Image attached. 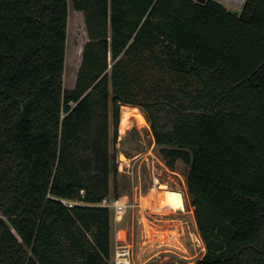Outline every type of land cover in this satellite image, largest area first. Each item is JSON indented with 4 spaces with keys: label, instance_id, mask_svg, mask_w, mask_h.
I'll return each instance as SVG.
<instances>
[{
    "label": "trees",
    "instance_id": "16d2710c",
    "mask_svg": "<svg viewBox=\"0 0 264 264\" xmlns=\"http://www.w3.org/2000/svg\"><path fill=\"white\" fill-rule=\"evenodd\" d=\"M72 1L89 39L65 88L69 0H0V264H111L121 104L189 165L194 264H264V0Z\"/></svg>",
    "mask_w": 264,
    "mask_h": 264
},
{
    "label": "rangeland",
    "instance_id": "374dc122",
    "mask_svg": "<svg viewBox=\"0 0 264 264\" xmlns=\"http://www.w3.org/2000/svg\"><path fill=\"white\" fill-rule=\"evenodd\" d=\"M220 2L229 8L226 3ZM88 39L84 13L74 8L73 1L69 0L67 48L63 74L65 88H71L75 84L83 47ZM112 118L111 110L110 147L114 160L117 162L118 171L115 177L114 173L112 175V192L108 199L125 192L133 193L131 175L124 169H127L126 164L133 156L139 155L134 169L136 180L134 188L136 200H141V204L130 206L122 220L117 221L111 216L110 263L114 264L116 246L120 243L128 244L131 248L132 264L196 262L204 255L206 245L196 223L194 205L191 203L187 189L189 165L182 159H179L173 168L167 165L160 146L152 134L150 121L141 106L121 104L119 134L116 140L113 138ZM153 159L159 183L156 187L150 188ZM161 187L180 190L184 196V206L177 207L165 203L161 207L159 200L154 199L152 191ZM116 225H118L116 231L119 233L115 241ZM121 228L122 230L119 231Z\"/></svg>",
    "mask_w": 264,
    "mask_h": 264
},
{
    "label": "built area",
    "instance_id": "2783aa9c",
    "mask_svg": "<svg viewBox=\"0 0 264 264\" xmlns=\"http://www.w3.org/2000/svg\"><path fill=\"white\" fill-rule=\"evenodd\" d=\"M226 3L229 8L236 10L237 8H242L245 0H220ZM155 156V155H154ZM139 155L133 156L131 161L127 162V169L126 170L131 175L132 180V186H133V193H124L117 195L113 197L112 199H108V197L104 198L103 204L107 205L111 210V216L119 221L122 220L124 215L126 214L128 208L130 206H133L135 204H141V200H136V192L134 185L136 184L135 180V165L137 161L139 160ZM155 160H152V184L150 187H156L158 185V178L155 174ZM123 169V168H121ZM141 188V187H140ZM142 191V189H141ZM140 191V194L142 195ZM69 205H74L77 201H67L65 200ZM114 264H132L131 260V248L128 246V244H118L116 246V252H115V259Z\"/></svg>",
    "mask_w": 264,
    "mask_h": 264
},
{
    "label": "bare ground",
    "instance_id": "6f19581e",
    "mask_svg": "<svg viewBox=\"0 0 264 264\" xmlns=\"http://www.w3.org/2000/svg\"><path fill=\"white\" fill-rule=\"evenodd\" d=\"M153 197L155 200L158 199L161 205L168 203L169 205H175L177 207L184 206V196L182 192L177 189H169L165 187L155 188L153 190Z\"/></svg>",
    "mask_w": 264,
    "mask_h": 264
},
{
    "label": "crops",
    "instance_id": "0c3cea01",
    "mask_svg": "<svg viewBox=\"0 0 264 264\" xmlns=\"http://www.w3.org/2000/svg\"><path fill=\"white\" fill-rule=\"evenodd\" d=\"M231 8V7H230ZM240 8H237L236 10L238 11ZM128 173V172H127ZM133 187V186H132ZM151 188V187H150ZM149 191V190H148ZM153 191V190H152ZM112 192V191H111ZM126 193V192H125ZM122 194H124V193H122ZM117 227H118V225H116V227H115V231H114V239H115V241L117 240V236H118V233L119 232H117L116 231V229H117ZM122 230V228L119 230V231H121ZM111 237H112V234H111Z\"/></svg>",
    "mask_w": 264,
    "mask_h": 264
},
{
    "label": "water",
    "instance_id": "95a60500",
    "mask_svg": "<svg viewBox=\"0 0 264 264\" xmlns=\"http://www.w3.org/2000/svg\"><path fill=\"white\" fill-rule=\"evenodd\" d=\"M235 11H237V10H235ZM123 154V153H122ZM121 154V155H122ZM195 263V262H194ZM193 262H188V263H182V262H179V261H176V263L175 264H194Z\"/></svg>",
    "mask_w": 264,
    "mask_h": 264
},
{
    "label": "flooded vegetation",
    "instance_id": "af4514ba",
    "mask_svg": "<svg viewBox=\"0 0 264 264\" xmlns=\"http://www.w3.org/2000/svg\"><path fill=\"white\" fill-rule=\"evenodd\" d=\"M161 205V204H160ZM163 205H161V207H162Z\"/></svg>",
    "mask_w": 264,
    "mask_h": 264
}]
</instances>
